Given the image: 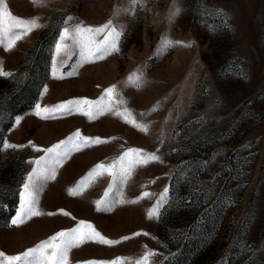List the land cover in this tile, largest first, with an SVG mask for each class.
<instances>
[{
    "label": "rangeland",
    "instance_id": "1",
    "mask_svg": "<svg viewBox=\"0 0 264 264\" xmlns=\"http://www.w3.org/2000/svg\"><path fill=\"white\" fill-rule=\"evenodd\" d=\"M3 3L37 26L11 49L0 36V69L9 73L0 75V251L20 255L85 220L115 243L85 239L69 249L67 264L118 258L137 264L153 250L150 264H264V0ZM176 7L180 12L170 21ZM110 20L122 32L118 52L85 61L69 38L71 54L56 53L64 27L95 28ZM113 85L109 102L106 89ZM18 94L32 100L9 117L3 106ZM74 99L107 107L91 117L75 110L35 114L36 104ZM129 113L148 131L128 123ZM77 130L103 142L70 152L55 179L38 180L40 214L12 224L33 161ZM130 147L162 159L136 165L122 179L119 157ZM114 161L115 180L107 170L89 176ZM81 181L87 186L73 195ZM165 187L167 200L149 218Z\"/></svg>",
    "mask_w": 264,
    "mask_h": 264
},
{
    "label": "snow or ice",
    "instance_id": "2",
    "mask_svg": "<svg viewBox=\"0 0 264 264\" xmlns=\"http://www.w3.org/2000/svg\"><path fill=\"white\" fill-rule=\"evenodd\" d=\"M135 2V0H133ZM175 3V0H174ZM180 8L176 7L174 12L169 16L171 21L173 17L179 14ZM71 19V17H69ZM37 26L35 21H27L25 19L14 16L8 9L7 4L0 0V36L7 38V48L11 49L16 41L20 40L28 31H31L33 27ZM13 29H21L22 31L13 32ZM103 35V39L99 37ZM122 32L113 26V22L110 20L107 24L100 27L85 26L82 23L76 24L72 29L64 27L60 33L59 41L55 45V51L60 54L62 50L65 55H70V45L65 43L69 38L72 42L78 46L79 54L82 60H97L102 59L112 52H118L120 50L119 44L121 41ZM0 40V43H3ZM52 74H56V57L53 56L52 61ZM0 75H9V73L3 72L0 69ZM131 79V77H130ZM136 79L139 81L140 76L137 75ZM137 86H140L139 84ZM47 85L42 86V90L46 91ZM115 91V85L106 89V95L109 102L113 98ZM107 106L100 101H92L88 99H74L67 100L55 106H45L41 108L40 104L35 105V114L41 115L42 113H58L63 115L65 112H72L73 110L84 112L86 115L91 117L95 112H103ZM128 113V110H124ZM117 115H121L117 112ZM129 114L124 115V119L132 124L134 127L147 132L148 126L142 123H138L134 118L129 119ZM20 122V118H16V123ZM100 137H88L82 136L79 130L76 131L74 136H69L65 140H60L58 143L53 144L51 147L43 149L44 155L35 159L33 163L35 167L28 173L27 180L23 183V188L19 193V209L16 212V216L12 219V224H18L23 221L24 218L31 217L33 215H39L37 205V181L40 179L48 180L55 179L57 166L62 164L65 158L70 152L79 150L81 146H87L88 144H100L102 143ZM29 144H32L29 141ZM5 147H9L7 141L4 142ZM34 148L39 151V146L33 144ZM15 147H19L18 145ZM161 156L156 152H150L144 154L140 148L130 147L119 157V176L122 179H127L131 175L132 170L136 165L144 164L147 165L150 161H161ZM205 164L208 161H204ZM116 162L114 161L107 167L104 164L97 165V169L89 173L92 176L97 170H107L112 174L114 180L116 178ZM86 183L81 181L80 185L76 189H70L73 195L77 192L83 191L86 187ZM169 188L165 187L163 192L160 194L153 208L147 213L148 217L151 218L160 207L161 203L167 200V194ZM150 193L145 191L143 196L147 197ZM105 197L108 196V192H105ZM123 202V200H121ZM97 206L101 204L100 200L96 201ZM111 201L107 202L110 206ZM60 213L71 216L70 212H66L65 209H59ZM75 219V217H73ZM83 226V227H82ZM86 228L88 231H84ZM141 233H133V236L140 235ZM144 235H149L147 232ZM127 238V237H126ZM85 239L96 240L106 243L108 245L114 244L115 241L107 239L101 235L89 222L80 220L79 225L69 230H62L53 235L48 241L43 242L38 248L28 249L27 252L21 253L20 255H7L5 252L0 251V264H67V256L69 249L75 244L83 243ZM147 247V246H145ZM52 251L49 252L48 250ZM155 252V250H153ZM153 252L146 253L142 260L137 261V264H150L148 257L153 255ZM39 254V257L35 260H29L28 257ZM121 259L118 258L110 264H121ZM88 264H104L102 261H89Z\"/></svg>",
    "mask_w": 264,
    "mask_h": 264
},
{
    "label": "trees",
    "instance_id": "3",
    "mask_svg": "<svg viewBox=\"0 0 264 264\" xmlns=\"http://www.w3.org/2000/svg\"><path fill=\"white\" fill-rule=\"evenodd\" d=\"M47 58V57H46ZM28 85V84H27ZM27 87V86H26ZM25 87V88H26ZM39 87V82L36 84V89ZM27 90H25L23 93H25ZM29 92V91H28ZM28 96L31 95V93H27ZM31 97L30 98H26L24 99L22 97V95H17L13 100H10L8 103H6V105L3 106V112H6V114L9 115V117H12V115L18 114L21 111H23L24 109H26L27 105L29 104V101H31ZM7 128V127H6ZM10 211L7 214L5 220L2 222V225L7 223V220L9 218V216L13 213V206H14V202L13 204H10Z\"/></svg>",
    "mask_w": 264,
    "mask_h": 264
}]
</instances>
